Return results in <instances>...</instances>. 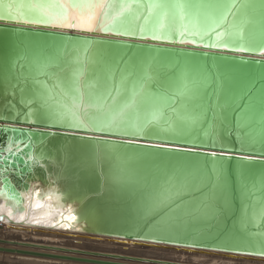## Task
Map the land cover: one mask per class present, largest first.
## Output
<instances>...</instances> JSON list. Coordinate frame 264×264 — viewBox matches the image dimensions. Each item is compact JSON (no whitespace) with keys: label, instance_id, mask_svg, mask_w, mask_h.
<instances>
[{"label":"water","instance_id":"95a60500","mask_svg":"<svg viewBox=\"0 0 264 264\" xmlns=\"http://www.w3.org/2000/svg\"><path fill=\"white\" fill-rule=\"evenodd\" d=\"M2 3L12 7L0 6L4 17L0 19V158L11 159L15 154L20 162L12 159L14 167L0 169V191L9 201L17 202L21 212L19 218L0 212V230L7 226L15 233L0 237V253L82 264H264V252L257 251L260 237L250 235L264 233V219H251L264 208V135L258 123H253L251 130H238L233 111L237 105H246L250 97L259 99L264 89V50L249 49L243 41L228 47H206L202 42H181L190 37L172 32L157 31L156 35L166 38L153 39L152 33L141 38L139 32L123 35L112 28L75 26L71 11L94 15L99 9L101 29L103 8H53L49 9L51 15L41 16L30 11L29 0ZM9 12L14 18H9ZM143 24L141 19L132 27ZM22 39L64 46L59 66L47 69L61 78L79 67L72 63L78 54L74 45L86 46L89 56L99 51L127 61L138 73L147 71L151 79L145 89L152 95L159 94L162 83L171 81L178 86L186 67L197 68L207 77L205 87L199 99L186 103L190 111L199 112L202 107L203 115L175 133L149 128L141 136L84 130L35 116L26 120L20 92L16 91L15 97L6 95L15 82L14 74L36 71L21 67L27 65L25 60L15 62L12 46ZM221 39L227 37L213 35L205 42L219 45ZM86 40L94 43L84 45ZM83 68L81 85L89 73L103 75L101 66H93L87 58ZM9 100L14 111L7 108ZM216 102L231 105L221 109V114L228 112L225 123L214 118ZM210 125L211 133L206 135ZM21 132L30 137V148L25 147ZM221 162L228 204L225 207L217 201L220 211L214 217L162 223L163 213L143 209L140 193L145 182L174 169L211 174ZM120 173L126 180L118 184L113 176ZM242 180L251 190L247 198L241 195ZM246 213L250 222L242 226ZM82 239L102 245L93 247Z\"/></svg>","mask_w":264,"mask_h":264},{"label":"snow or ice","instance_id":"6c2138e0","mask_svg":"<svg viewBox=\"0 0 264 264\" xmlns=\"http://www.w3.org/2000/svg\"><path fill=\"white\" fill-rule=\"evenodd\" d=\"M0 6L6 9L12 7L11 4H3L2 0ZM28 7L41 16L51 15L49 9L53 8H103L105 11L100 30L112 28L117 30V34L123 35H136L139 32L141 38L145 33H152L153 39L166 38L156 35L157 31L172 32L181 37H190L181 42H202L206 47H228L229 43L243 41L249 49L264 50V0H259V3L257 0H29ZM3 18L0 16V19ZM9 18H14L11 12ZM141 19L144 21L143 26L132 27L134 21ZM213 35L227 39H221L219 45L205 42L206 38L210 41ZM92 43L88 40L83 42L84 45ZM63 47L30 39L13 43L15 62L19 64L20 60H25L27 65L21 67H34L36 70L29 75L14 74L15 82L10 84L11 90L6 91V95L13 97L16 91L20 92V103L27 109L26 120L35 116L38 120L53 124L66 122L84 130L141 136L149 128L175 133L177 128L185 124H195L203 115L202 107L199 112H194L189 110L186 103L199 99L205 87L207 77L197 68L186 67L178 86L171 81L162 83L159 94L152 95L145 89V84L151 79L146 70L142 74L138 73L135 65L99 51L89 56L86 46H73V51L78 54L72 63L79 65L74 72L67 78L54 76L47 69L59 66L63 60ZM84 58L93 66L99 64L103 75L89 73V79L81 85ZM41 76L46 79H41ZM93 76L96 77L95 81ZM230 106L216 102L214 118L225 123L228 112L221 114V109ZM7 108L15 110L11 100ZM233 111L238 130H251V125L258 123L264 135V89L258 100L250 97L246 105H237ZM210 133L211 125L206 135ZM20 136L24 138L25 147L30 148L28 134L21 132ZM226 150L232 151L231 148ZM211 155L216 156L215 153ZM12 159L20 162V157L15 154L11 159L0 158V169L7 170L6 165L14 167ZM125 180L122 173L113 176L115 183ZM261 181L264 182V174H261ZM240 187L241 195L247 198L251 192L248 185L242 180ZM4 194L0 191V196ZM140 201L146 212L163 213L162 223L214 217L220 211L217 201H222L225 207L228 204V184L223 164L221 162L219 166H214L211 174L188 169L166 172L158 179L145 182ZM251 219H264V208L258 213L254 212ZM249 222L246 213L242 217V226ZM250 235L260 237L257 251L264 252V233Z\"/></svg>","mask_w":264,"mask_h":264},{"label":"bare ground","instance_id":"6f19581e","mask_svg":"<svg viewBox=\"0 0 264 264\" xmlns=\"http://www.w3.org/2000/svg\"><path fill=\"white\" fill-rule=\"evenodd\" d=\"M100 10L96 9V12L94 15L90 11H87L81 15H78L76 12L71 11V16L76 19L75 26L78 28H85V29H98L100 30V26H98V20L100 17ZM18 203L9 201L5 194L0 196V212H5L11 214L13 217H20V208L18 209ZM31 217H34V215H31ZM37 220V219H36ZM31 221V220H30ZM34 221V220H33ZM40 221V220H38ZM10 235L15 234L12 230H9L7 226H4L3 229L0 230V237L3 235ZM69 240V239H68ZM85 244L91 245V243H95V241H86L82 239ZM100 243V242H99ZM121 248V247H120ZM4 255L0 254V258H3ZM9 257V258H8ZM6 262H14L19 264H56L61 263L60 260L55 259H45V258H36V257H28V256H17V255H9L7 258H3ZM2 260V261H4ZM63 263V262H62ZM64 264V263H63ZM71 264V263H70ZM76 264V263H75ZM82 264V263H80Z\"/></svg>","mask_w":264,"mask_h":264},{"label":"rangeland","instance_id":"374dc122","mask_svg":"<svg viewBox=\"0 0 264 264\" xmlns=\"http://www.w3.org/2000/svg\"><path fill=\"white\" fill-rule=\"evenodd\" d=\"M97 245H102L101 243H99V242H95V243H91V246H97ZM0 254H2V255H4L3 256V258L5 257V258H7V256H8V254H4V253H0ZM3 258H0V259H2L3 260ZM9 258V257H8ZM1 260V261H2ZM5 261V260H4ZM59 262H61L60 264H75L74 262H64V261H59ZM63 262V263H62ZM11 263H14V262H11ZM56 264H59V263H56ZM76 264H80V263H76Z\"/></svg>","mask_w":264,"mask_h":264},{"label":"crops","instance_id":"0c3cea01","mask_svg":"<svg viewBox=\"0 0 264 264\" xmlns=\"http://www.w3.org/2000/svg\"><path fill=\"white\" fill-rule=\"evenodd\" d=\"M3 235V234H2ZM2 259H0V261H1ZM4 260V259H3Z\"/></svg>","mask_w":264,"mask_h":264}]
</instances>
